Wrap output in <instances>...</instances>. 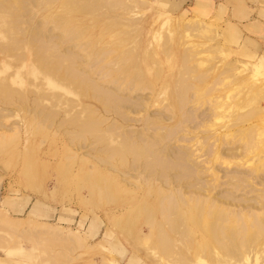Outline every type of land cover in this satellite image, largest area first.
<instances>
[{"label":"rangeland","instance_id":"1","mask_svg":"<svg viewBox=\"0 0 264 264\" xmlns=\"http://www.w3.org/2000/svg\"><path fill=\"white\" fill-rule=\"evenodd\" d=\"M19 1L18 28H31L48 40L53 36L51 46L61 51L60 55L72 54L75 60L69 64L60 62L59 68L55 67L48 46L44 47L50 59L47 68L30 46L19 45L20 49L13 53H0V217L7 221L3 225L0 219V264H264V208L256 211L259 206L264 207V0H117L123 7L106 5V0H91L99 3L92 16L76 13L77 16L73 12L69 15L60 0H50L47 6H41L40 0ZM3 14L0 11V35L4 34L0 36V44L11 41L7 40L10 34L8 27L5 29L7 18L4 21ZM65 16L81 18L71 24L81 23L76 27L82 28L80 33L84 32L80 43L91 44L96 55L97 50H102L108 55L112 53L109 57L113 56L119 63H126L119 66L116 61L118 73L115 71L114 77L119 80L109 76L104 66L107 62L100 60L102 63L97 64L96 58L93 62L92 50L87 56L86 50L67 42L53 22L54 17ZM94 43H98L97 48ZM122 53L127 54L125 58ZM68 65L83 68L82 72L90 73V79L107 92L113 86L115 89L118 85L121 88L129 85L130 89L135 86L133 92L125 89L122 94L115 92L114 95L121 101L124 97V101L131 99V103H136L133 108L139 112L122 109L129 121H123L114 112L104 113V107L89 100L88 93L78 84L64 79L63 71ZM104 73L114 83L117 80V85L107 83V78L104 83L101 79ZM135 75L141 84L134 79ZM123 77L129 78L126 81ZM181 83L192 88L185 91L187 102L180 108L176 94ZM10 94L13 98L7 103L4 99ZM18 96L28 99V110ZM56 96L64 100L60 98L59 104L53 103ZM37 98L43 99L40 104ZM68 102L71 105L67 106ZM82 105L94 106L97 115L106 119L100 127L104 130L111 122H117L122 131L145 133L153 126L147 127L144 120L159 117L158 126L163 129L146 130L147 137L154 140L166 130L173 133L159 140L157 149L166 148L168 159L177 162V158L184 156L195 172L185 167L168 170L171 183L167 184L164 179L156 182L155 178L148 180L142 176L139 170L135 172L129 166L134 161L130 156L127 166H122L117 158L108 166V162H102L107 155L99 150L104 145L116 148V138L99 144L88 135L85 142L78 141L70 136L74 130L71 124L61 125L83 112ZM37 111L50 114L51 119L45 122L46 118L44 121L42 116L36 117ZM248 133L254 136L253 146L249 148L245 145ZM88 143L90 147H84ZM140 163L144 162L136 164ZM180 188L187 189L185 195L189 197L195 192L192 201L202 195L208 199L204 198L206 202L212 198L213 202L230 207L218 205L227 213L226 224L231 227L245 224L244 235L249 238L246 249L240 247V256L233 259L226 256L215 245L216 239L212 241L204 230V224L213 219L207 215L199 219L193 216V211L192 215L186 213L184 225L188 236H181L183 241L180 234L171 233L163 224L174 245L169 253H162L154 237L157 230H152L136 209L143 203L155 208L162 195L175 191L174 195H178ZM249 207L254 210L251 212ZM236 214H243L242 219L235 218ZM254 214L262 223V233L255 231L251 224ZM157 219L162 221L160 214H156ZM13 223L17 226L12 228ZM27 232L36 233L37 238L41 237L40 232H45L49 240H54V245L42 246L41 240L37 246L18 237ZM78 237V242L70 241ZM181 253L185 254L184 259Z\"/></svg>","mask_w":264,"mask_h":264},{"label":"bare ground","instance_id":"2","mask_svg":"<svg viewBox=\"0 0 264 264\" xmlns=\"http://www.w3.org/2000/svg\"><path fill=\"white\" fill-rule=\"evenodd\" d=\"M34 1V0H33ZM41 2H39V0H38V2L41 4V6H43L42 4H44L45 6H47V5H49V3H51V2H49L50 0H40ZM52 1V0H51ZM54 1V0H53ZM61 1V4H62V6L66 9V11H67V13H69V15L71 14V12H73V13H75L74 15H77L76 13H78V14H88V16H89V14H91V13H94V12H96L95 10L97 9V7L99 6L98 4L99 3H96V1H98V0H96L95 1V3L92 1L91 2V0H89V1H84V0H60ZM105 1V0H104ZM107 1V0H106ZM104 2V4H106L107 5V3L109 4V6L111 5V6H114L115 4H120V3H118L119 1H117V0H115L114 2H108V1H111V0H108L107 2ZM36 2V1H35ZM35 2H34V5H36L35 4ZM101 2H103V1H101ZM100 2V3H101ZM103 4V3H102ZM37 5H39L38 3H37ZM98 5V6H97ZM121 5V4H120ZM109 6H104L103 8H106V7H108L109 8ZM122 6V5H121ZM102 7V6H101ZM100 7V8H101ZM123 7V6H122ZM100 8H99V10H100ZM111 8V7H110ZM109 8V9H110ZM121 8V7H120ZM102 10V9H101ZM100 10V11H101ZM0 11H3L4 12V14H3V16L5 17V18H2V19H4V21H5V19L7 18V21H5V22H7L6 24H5V29H7V27H8V29L10 28V30L11 31H13V30H15V31H13V32H10V30H8L7 29V31H9V33L8 34H10V35H8V34H6L5 33V35L7 36L8 35V39L7 40H9L10 41V43H4V44H0V53H3V54H9V53H13V52H15V51H17L18 49H20V46L19 45H25V46H30L32 49H33V51L38 55V58H39V60L40 61H42V63H43V65L47 68V67H49L48 65H47V63L50 61V59H52V60H54L55 62H56V66L55 67H57V68H59V66H60V62H67L68 64L69 63H72L74 60H75V58H74V56H71L72 54H70V55H68V54H61L60 55V53H62L61 51L59 52V50H57L58 51V54H55V52L54 51H56L55 50V48L53 47V46H51V44H50V39L53 37H50V39L48 40V38H46L47 36H45V37H43L44 35L43 34H40V33H38V32H36V31H32V29L30 28V29H28V30H26V28L23 30H21L20 28H18L19 26L17 25V24H19V21H21V19H17V14H19V12L21 11V7H20V1L19 0H0ZM99 11V12H100ZM72 13V14H73ZM71 14V15H72ZM95 14V13H94ZM93 14V15H94ZM85 15V16H86ZM67 16H68V14H67ZM67 16H65V17H57V18H55L54 17V19H53V22L55 23V27H57V29H60L61 30V33L63 34V37H65L68 41L67 42H73V43H75L76 44V46H77V48H78V46H79V48H83L84 50L83 51H85L86 50V52H87V56L89 55V53H91V51L89 52V50H92V53H93V49H92V47L90 46V45H88L87 43H84L83 42V40L81 41V42H83V43H80V41H79V39H80V37H81V33H82V35H84L83 33L84 32H81L80 33V30L82 29H77L76 27L77 26H79L81 23L80 22H78V23H80V24H78L77 26H74V25H71V24H73V22L74 23H76V20H77V18L76 19H74V18H68ZM78 16V15H77ZM84 16V15H83ZM90 16H92V14L90 15ZM70 17V16H69ZM48 19V18H47ZM81 18H78V20H80ZM9 20V21H8ZM77 20V21H78ZM24 21V20H23ZM2 22H3V20H2ZM26 23V22H25ZM76 25V24H75ZM42 26V25H41ZM82 26V25H81ZM21 30V31H20ZM3 34V33H2ZM0 36H4V34L3 35H0ZM11 38H10V37ZM98 36H101L100 34L98 35ZM5 38H7V37H5ZM54 38H55V36H54ZM83 37H81V39H82ZM90 38V37H89ZM93 38H94V36H93ZM40 39H43V41H42V43H41V41H40ZM66 39H65V42H66ZM92 39V38H91ZM7 40H5V41H7ZM97 41H101V40H99V39H96ZM96 40H94V42L96 41ZM64 41H63V43H65ZM98 42V43H99ZM40 43H41V47H40ZM98 43H94L95 44V47L97 46L96 44H98ZM50 44V45H49ZM46 46H48L49 47V50H48V52H50V54L52 53V56L51 57H53V58H50V59H48V57H47V52H46V49L44 48V47H46ZM38 47V48H37ZM75 47V46H74ZM95 47H93L94 49H96ZM18 48V49H17ZM41 48H42V50H41ZM76 48V49H77ZM17 49V50H16ZM39 49V50H38ZM73 49V48H72ZM107 49V48H106ZM106 49H103V50H106ZM112 49V48H111ZM82 50V49H81ZM56 51V52H57ZM71 51V50H70ZM97 51H99L98 52V54L96 55V53H91L90 54V56H92V58H93V62H94V59L96 60L95 62H97L98 60V62H97V64L99 63H102L103 61L106 63L107 62V64H105L104 66H105V68L109 71L108 72V74H109V76L113 79H117V80H119L117 77L115 78L114 77V74L117 72L116 71V69L115 68H118V67H116L117 66V64L119 63L116 59H114V58H110L109 57V55H111V54H109L108 55V52L106 53H102L101 51L102 50H97ZM117 50H115V51H113V52H116ZM42 52H44V53H42ZM46 52V53H45ZM68 52V51H67ZM89 52V53H88ZM101 52V53H100ZM72 53V52H71ZM118 53V52H117ZM123 54V53H122ZM126 54V53H125ZM96 55V56H95ZM120 55V54H119ZM118 55V56H119ZM127 55V54H126ZM126 55H122V58H125L126 57ZM114 56H115V54H114ZM118 56H117V58H118ZM125 56V57H124ZM130 56V55H129ZM121 57V56H120ZM262 57V56H261ZM90 57H88V59H89ZM91 58V59H92ZM48 59V60H47ZM114 59V60H113ZM119 59H121V58H119ZM51 60V61H52ZM100 60H102V62H100ZM116 61L118 62V63H116ZM123 62H124V60H122ZM125 61H127V60H125ZM262 61H263V59H262ZM91 62H92V60H91ZM92 62V63H93ZM94 62V63H95ZM103 62V63H104ZM184 62V61H183ZM186 62V61H185ZM188 62V61H187ZM89 64V63H88ZM123 63H119V66H121ZM126 64V63H125ZM125 64H123V66L125 65ZM91 65V64H90ZM101 66V65H100ZM99 66V68H101ZM94 67V66H93ZM96 67V66H95ZM95 67H94V69H95ZM98 67V66H97ZM91 68V67H90ZM102 68H103V66H102ZM101 68V69H102ZM93 69V68H92ZM92 69H90L91 71H92ZM101 69H99V71L101 70ZM106 69H103V71L102 72H104ZM119 69H121V68H119ZM119 69H117V70H119ZM123 69V68H122ZM82 70H83V68L82 69H80V68H78V67H76V66H74L73 68H69V65H68V67L66 68V69H64V79H66L68 82H71V83H76V84H78V86L80 87V89L83 91V92H87L88 93V99L89 100H94L96 103H98V104H101L102 105V108L104 107V109H105V111H104V113L106 112V113H110V114H112L113 112L115 113V115H117V117H120L123 121L124 120H126V121H129V120H131V119H129V117H128V114H127V112L125 113L122 109H127V110H129L128 112L130 113V111L131 112H139L136 108H133L134 106H132V105H135L136 103H131L132 101H131V99H127L126 101H124L126 98L124 97V99L121 101V100H119L120 98H118V96L116 97L114 94H115V92L117 93H119L120 92V94H122L121 92L122 91H125V89H129V91L130 92H133L132 91V89H134L135 88V84L134 83H131V86H134V88H132L131 86V88L132 89H130L128 86L129 85H127V88H126V86L125 87H123L122 86V88H121V86L120 85H118V87H116V89L114 88V86H113V90H109V92H107V91H105L106 90V88H104L103 89V87L101 88V86L100 85H97V84H95L94 82H93V80H92V78L90 79V77L88 76V75H90V73L88 74V72H86L88 75H86L85 73H83L82 72ZM90 70H89V72H90ZM87 71V70H86ZM95 71V70H94ZM97 71V70H96ZM116 71V72H115ZM124 72H125V70H124ZM126 72H127V68H126ZM95 73V72H94ZM99 73H101V72H99ZM118 73V72H117ZM121 73H123V72H121ZM120 73V74H121ZM91 74H92V72H91ZM106 73H104V75H102L101 77V79H103V82L104 83H106V81H107V79L109 78V76H108V74H106ZM124 74V73H123ZM126 75V74H125ZM138 75V74H137ZM137 75H135V78L134 79H136L137 77ZM122 76V75H121ZM124 76V75H123ZM130 76V75H129ZM108 77V78H107ZM134 77V76H133ZM133 77L131 78V79H133ZM139 77V76H138ZM45 78H47V77H45ZM44 78V79H45ZM107 78V79H106ZM110 78V80H109V82H107V83H110V84H112V82L114 81V80H112ZM122 78V77H121ZM124 78V77H123ZM127 78H129V77H125L123 80H126ZM100 79V78H99ZM98 79V80H99ZM130 79V80H131ZM133 79V80H134ZM141 79V78H140ZM181 79V78H180ZM183 79V78H182ZM184 79H185V77H184ZM112 80V81H111ZM117 80H116V82L114 83L113 82V84L115 85H117ZM136 80H138V79H136ZM127 81V80H126ZM138 81H140V84L142 83L141 82V80H138ZM183 81V80H182ZM98 82V81H97ZM129 82L130 81H128V84H129ZM131 82H134V81H131ZM180 82V81H179ZM184 82H186V80L184 81ZM103 83V84H104ZM121 83V82H120ZM138 83V85H140L139 84V82H136V84ZM102 84V83H101ZM110 84H107V85H110ZM112 84V85H113ZM106 85V84H105ZM111 85V86H112ZM126 85V84H125ZM137 86V85H136ZM145 87H146V85H145ZM180 88H178V94H176V95H178V98H179V102H178V99H177V102H178V105H179V107H180V105L181 104H184V101H186L187 99H185V97H184V95H186L187 93H185V91L186 90H190V88H192V87H189L188 88V86L186 85V84H184V83H181L180 84V86H179ZM0 88H1V90H2V87L0 86ZM65 88H68V87H65ZM148 88V87H147ZM69 89V88H68ZM109 89H111V87H109ZM115 89V90H114ZM149 89V88H148ZM71 90V89H70ZM108 90V89H107ZM69 91V90H68ZM112 91H114V92H112ZM139 91V90H138ZM177 91V90H176ZM182 92H184L185 94H182L181 95V93ZM187 92V91H186ZM19 98H18V100L21 102V103H23L22 105H27V98L26 97H24V96H18ZM62 96H60V98H61ZM12 98H13V96H12V94H10V95H8L7 97H5V102H7V103H10L11 101H12ZM57 98V99H56ZM59 98V96L57 97H54L52 100H53V103H56V104H59V102L61 101V99H63V98H61L60 99ZM118 98V99H117ZM45 99V98H44ZM46 99H48V98H46ZM59 99V100H58ZM41 100H43L42 98L40 99V98H37L36 99V101H38L39 102V104L42 102ZM64 100V99H63ZM62 100V101H63ZM129 100V101H128ZM190 100V99H189ZM34 101H35V99H34ZM36 101H35V103H36ZM49 101V100H48ZM131 101V102H130ZM38 102H37V104H38ZM58 102V103H57ZM144 103L146 102L145 100L143 101ZM187 102V101H186ZM185 102V103H186ZM62 103V102H61ZM63 103H66V102H63ZM142 103V102H141ZM69 102L67 103V106H69ZM131 104V105H130ZM71 105V104H70ZM83 106V112H81L80 114H78V115H73V117H71L68 121H63V124H61V125H64V123L66 124L67 122V125L69 124V126H70V124L73 126V128H74V130L70 133V136H73L74 138L73 139H77L78 141H80V140H88V137H86V136H88V135H90L89 136V138L91 137V138H93L94 139V141L96 140V143H97V141H98V143L99 144H104V143H106L105 141H109L110 139H112L113 140V138H116L118 141H117V145H116V148L114 147L113 149H111V147H110V149L108 148V146H106V145H104L105 146V148H106V150H105V148L103 149L102 148V150H99V151H103V153H105L106 155H107V157H105L106 159L105 160H102V162H108V166H109V163H112L111 161L112 160H114L115 158H117L118 159V162H120V164L122 165V166H124V165H128L129 163V161H128V156H130V157H133L132 159L134 160V161H132V164L130 163L129 164V166L130 165H132V167L134 168V170L136 169L137 171L139 170L141 173H142V176H143V174L145 175L144 177H147L148 178V180H151V178L153 179V178H155L154 180L156 181V182H158L157 180H161V179H164L165 180V183H167V184H170L171 183V181H170V183H169V178L171 177H169L168 175H170V174H167L168 173V170H171V171H174V169L175 168H179V167H181L180 169L182 170V167H185V169L186 170H188V169H190L189 168V166H191L190 164H191V162H188V160L184 157V156H181L180 157V159H178L177 158V160H179L178 162L176 161V160H172V159H168L169 157H168V155H167V153H166V148H162V149H157V148H159V146H160V142H159V140H162V138H163V140L164 139H166L167 137H170V135H172L173 133H171V132H169L168 130H166L165 131V133L162 135V137H160L159 136V139L158 138H154V140H152L151 138V140H149V138L147 137L148 136V133H146V130L148 131L149 129H152V130H157V131H159V130H162V129H160V127L158 126L159 125V122H160V120L158 119L159 117H153V116H151V117H148V118H146L147 120H144L145 122H146V126L148 127V126H153V127H149L148 129H146L145 130V133H143L142 131L140 132L139 131V133L137 134V133H133L132 134V132H129V131H122L121 130V126H117V122H111V125H109L107 128H106V130H104L103 128H100V127H102V124L105 122V118L102 120V118L100 117L101 115H97V112H96V110H95V108L93 109V107H89V105L88 106H84V105H82ZM99 106V105H98ZM138 106H140V105H138ZM143 106H144V104H143ZM23 107H25V106H23ZM27 107H28V105L26 106V109H27ZM141 107V106H140ZM182 107H183V105H182ZM29 108V107H28ZM181 108V107H180ZM28 110V109H27ZM41 110V109H40ZM99 110H101V109H99ZM103 110V109H102ZM140 110H142V111H144V109H140ZM145 110H146V108H145ZM181 110V109H180ZM42 111H43V109H42ZM42 111H37V113L35 112V116L36 117H39V116H42V118H43V120L45 121V119L44 118H46V121L45 122H47V118H50L51 116H49L50 114H48V113H46V114H44ZM26 112H28V111H26ZM100 113V112H99ZM113 113V114H114ZM127 114V115H126ZM139 114V113H138ZM189 114V113H188ZM80 115H82V116H80ZM191 115V114H190ZM77 116V117H76ZM52 118H53V116H52ZM51 119V118H50ZM109 118H107V120H108ZM143 119V118H142ZM141 119V120H142ZM53 120V119H52ZM51 120V121H52ZM49 122H50V120H49ZM54 123V122H53ZM108 123V122H107ZM113 123V124H112ZM179 123V122H178ZM177 123V124H178ZM59 124H60V122H59ZM176 124V125H177ZM179 124H181V123H179ZM237 124V123H236ZM235 124V125H236ZM61 125H58L59 126V128H61ZM145 125V124H144ZM177 126H180V125H177ZM63 127V126H62ZM121 127V128H120ZM126 127V126H125ZM146 127V128H147ZM70 131H68V133H69ZM131 133V134H130ZM249 134V133H248ZM150 135V134H149ZM119 136V137H118ZM151 136V135H150ZM247 136V135H246ZM152 138H153V136H152ZM224 138V137H223ZM247 138V139H246ZM254 136L253 135H248L247 137H245V139L247 140V141H245L246 143H245V145H246V147H251V146H253V141H254ZM72 139V138H71ZM72 139V140H73ZM93 139H92V141H93ZM115 140V139H114ZM220 140V139H219ZM218 140V141H219ZM222 141L224 140V139H221ZM108 141H107V143H108ZM82 142V141H81ZM85 142V141H84ZM110 143V142H109ZM112 144H113V142H111ZM86 144V143H85ZM92 144V143H91ZM254 144H255V142H254ZM82 145V144H81ZM94 145V144H93ZM83 146H84V144H83ZM82 146V147H83ZM90 147V145H89V143L87 144V145H85L84 147ZM110 146V145H109ZM254 146H256V144L254 145ZM83 147V148H84ZM92 147V146H91ZM94 147H95V145H94ZM92 150H94L93 148H92ZM108 151H109V153H108ZM206 152V151H205ZM214 152V151H213ZM101 153V152H100ZM99 153V154H100ZM103 153H101V154H103ZM91 154V153H90ZM98 154V153H97ZM88 155V154H87ZM104 155V154H103ZM105 155V156H106ZM205 155V154H204ZM101 156V155H100ZM217 156V155H216ZM218 156L220 157V155L218 154ZM97 157V156H96ZM103 157V156H102ZM129 157V158H130ZM172 157V156H171ZM104 158V157H103ZM131 159V160H132ZM98 161V160H97ZM99 161H101V160H99ZM115 161H117L116 159H115ZM114 161V162H115ZM138 161H143L144 163L143 164H136ZM194 163V162H193ZM104 164V163H103ZM113 164V163H112ZM116 164V163H115ZM118 164V163H117ZM111 165V164H110ZM121 167V166H120ZM143 167H144V170H146V171H144L143 170ZM130 168H131V166H130ZM177 168V169H178ZM115 169V168H114ZM121 169H122V167H121ZM120 169V170H121ZM124 169V168H123ZM122 169V170H123ZM128 169V168H127ZM126 169V170H127ZM160 169V170H159ZM173 169V170H172ZM176 169V170H177ZM130 170V169H129ZM133 170V171H134ZM136 170H135V172H136ZM179 170V169H178ZM131 171V170H130ZM147 171H149V172H147ZM184 171V170H183ZM189 171V170H188ZM190 171H193V172H195L194 170H191L190 169ZM118 172V171H117ZM140 172H139V176H141L140 175ZM182 172V171H181ZM193 172H189L190 174H193ZM128 173V172H127ZM171 173V172H170ZM180 173V172H179ZM194 174H196V173H194ZM126 176V175H125ZM138 176V177H139ZM180 176V175H179ZM185 176V175H184ZM198 177V176H197ZM141 178V177H140ZM150 178V179H149ZM146 179V178H145ZM173 179H175V177L173 178ZM198 179H200L199 177H198ZM144 180V179H143ZM147 180V181H148ZM181 180V179H180ZM145 182H146V180H145ZM150 182V181H149ZM149 182H147V183H149ZM154 182V181H153ZM162 183V182H161ZM164 183V182H163ZM162 183V184H163ZM176 183V182H175ZM174 183V184H175ZM197 183V182H196ZM173 184V183H172ZM237 185H238V183H236ZM236 184H234V185H236ZM151 185V184H150ZM163 186H164V184H163ZM165 186H166V184H165ZM173 187V186H172ZM177 187H178V185H177ZM177 187H175L176 189H178ZM166 189H168L167 188V186L165 187ZM165 188H163L164 190H165ZM182 188V187H181ZM179 189L178 191H179V193H178V191H177V193H178V195H174V193L176 192H174L173 194L172 193H167V194H165V195H162L163 197H161V198H159L160 200L159 201H157V207H151V206H147V205H145L144 203V205L145 206H142L143 204H141V207L140 208H137L136 210L138 211V213H140L142 216H143V218H145V220H144V222L146 221V223L152 228V230L154 229V230H157V232H156V234L154 235V237L156 238V241H157V244L159 245V247L161 248V250L163 251L162 253H169L170 252V250L172 249V245H174V243H173V240L171 239V236L169 235V233L166 231L167 229H170L171 231H169V232H171V233H173V232H175V234L177 233V234H180V239H182L181 238V236L182 237H184V238H187V236H188V231H187V228H186V226L184 225V223H185V217L187 216V214L186 213H188L189 212V214H191L190 212H192L193 211V213H194V215L193 216H196L197 218H199V219H201L202 217H204L205 215H207L208 217H211L212 219H213V222H206V220H205V224H204V230H205V232L209 235V236H211V239L213 238V240L212 241H214L215 239V241L214 242H216L217 241V243L215 244L216 246H218L219 245V247H221L222 248V250L224 251V253L226 254V256L228 255V256H230L232 259H233V257L234 258H237L238 257V254H239V256H240V253H239V251L241 250L240 249V247L242 248H244L245 246H246V244H248V243H246L247 241H248V239H246V235H244L245 234V232H246V228H245V224L244 225H241V224H239L238 226H234V227H231V226H229V225H227L226 223L228 222L227 220V218L228 217H226L227 216V213L224 211V210H222V208H219V206L218 205H225L226 207H227V205L226 204H222V203H220V204H218V203H216V202H213V200H212V198H211V200H210V198H209V200H210V202H206V200L208 201V199H206V196H203V197H201L202 195H198V196H195V198H196V200H194V201H192V200H190L191 199V197H192V195H194L195 194V192L191 195V197H189V196H187V195H185V193L186 194H188L187 193V189ZM189 188V187H188ZM205 188V187H204ZM238 188H239V186H238ZM172 189V188H171ZM173 189H174V187H173ZM198 189H200V188H198ZM237 189V188H236ZM193 190V189H192ZM162 191V190H161ZM174 191V190H173ZM197 191V190H196ZM200 191H202V190H200ZM200 191H198V193L200 192ZM170 192V191H169ZM204 192V191H203ZM223 192V191H222ZM189 193L191 194V191H189ZM202 193V192H201ZM163 194V193H162ZM189 194V195H190ZM161 195V194H160ZM206 195V194H205ZM188 198H187V197ZM194 197V196H193ZM192 197V198H193ZM206 200H205V199ZM190 203V204H189ZM208 203V206H206V204ZM156 204V203H155ZM189 205V206H188ZM229 207V206H228ZM228 207L226 208V209H228ZM232 207V206H231ZM230 208V207H229ZM239 209L241 208V207H238ZM263 208L264 207H261V206H259L258 207V209L259 210H256V211H261V210H263ZM247 209H249V210H251V212L254 210V208L253 207H249V208H247ZM230 210V209H229ZM228 210V211H229ZM245 210V209H244ZM135 211V210H134ZM136 212V211H135ZM236 212V211H235ZM138 213H136V214H138ZM264 213V212H263ZM156 214H160V216H161V219L160 220H162V221H160L159 222V220L157 221V220H155V216H156ZM256 214V213H255ZM255 214H254V216H255ZM128 215V214H127ZM140 215V216H141ZM192 215V214H191ZM243 215V214H242ZM242 215L241 214H236V217L235 218H237V216H238V218L237 219H239V220H241L242 219ZM253 215V214H252ZM157 216H159V215H157ZM206 216V218H208ZM235 216V215H234ZM2 217H4V216H2ZM233 217V216H232ZM253 217V216H252ZM142 217H140V219H141ZM190 218H192V217H190ZM0 219H2V221L4 222V220L3 219H5L6 220V218H1L0 217ZM205 219V218H204ZM10 220V219H9ZM9 220H8V222H9ZM211 220V219H210ZM262 220V219H261ZM11 221V220H10ZM29 221H31V220H29ZM200 221V220H199ZM238 221V220H237ZM236 221V222H237ZM11 222H13V221H11ZM28 222V221H27ZM2 222H0V224H1ZM5 223H7V221H5L4 223H2L3 225L5 224ZM10 223V222H9ZM16 223V222H15ZM15 223H13L12 225H10V226H12V228H13V226H15L16 224ZM18 223V222H17ZM238 223V222H237ZM241 223V222H240ZM244 223V222H243ZM261 222L258 220V218H257V216H255L254 217V221H252V223L251 224H253V227L254 228H256V230L255 231H261V233H262V231H263V226L260 224ZM20 224V222L18 223V225ZM28 224H30V223H28ZM163 224L164 225H167L166 227H168L166 230H164V228H163ZM264 225V224H263ZM7 226V224L5 225V227ZM10 226H8V227H10ZM17 226V225H16ZM244 226V227H243ZM252 226V225H251ZM165 227V228H166ZM151 228H150V232H151ZM8 229V228H7ZM9 230H12V229H10L9 228ZM22 232V231H21ZM41 233H43L45 236H42V234ZM170 233V234H171ZM222 233V234H221ZM261 233H259L260 235H261ZM263 233H264V231H263ZM37 234H38V232H37ZM47 234H51L50 232L49 233H47ZM174 234V235H175ZM176 234V235H177ZM258 234V233H257ZM35 235H36V233H35ZM33 233H22V234H19L18 235V237L21 239V240H26V241H30V242H32V243H34V244H38V243H41L42 241V246L44 245V246H49V245H54V240H49L47 237H46V233L45 232H40V235H41V239L40 238H37L36 236H38V235H36L35 236ZM248 235V234H247ZM173 236V235H172ZM253 236V235H252ZM254 236H255V238H256V236L257 235H255L254 234ZM254 236H253V239H254ZM150 237H152V233H150ZM219 237H223V238H219ZM154 238V239H155ZM79 239V237L76 239V238H73V239H71L70 241L71 242H78L77 240ZM149 239H151V238H149ZM237 239H239V241L237 240ZM251 239V238H250ZM42 240V241H41ZM41 241V242H40ZM149 241V240H148ZM151 241V240H150ZM155 241V240H154ZM154 241H153V243H154ZM182 241H183V239H182ZM237 241V242H236ZM250 241H252L253 242V240H250ZM249 241V242H250ZM214 242H213V244H214ZM239 242V243H238ZM254 243V242H253ZM218 244V245H217ZM38 245H40V244H38ZM37 245V246H38ZM156 246V245H155ZM249 246H250V244H249ZM158 247V248H159ZM157 248V247H156ZM240 249V250H239ZM245 249H246V247H245ZM249 249V248H248ZM160 250V249H159ZM160 250V251H161ZM252 252V251H251ZM245 254V253H244ZM180 256H181V258L182 259H184L185 257V254L184 253H181V254H179ZM246 255V254H245ZM247 256V255H246ZM248 257V256H247ZM250 257V256H249ZM230 259V258H229ZM231 259V260H232ZM239 259V258H238ZM251 259V258H250ZM245 260H246V258H245ZM251 262V261H250Z\"/></svg>","mask_w":264,"mask_h":264}]
</instances>
